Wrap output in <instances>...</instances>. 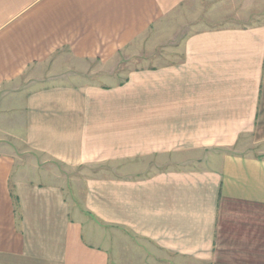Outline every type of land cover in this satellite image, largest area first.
Instances as JSON below:
<instances>
[{
    "label": "crops",
    "instance_id": "crops-1",
    "mask_svg": "<svg viewBox=\"0 0 264 264\" xmlns=\"http://www.w3.org/2000/svg\"><path fill=\"white\" fill-rule=\"evenodd\" d=\"M227 1L0 0V264H204L222 201L264 205V25Z\"/></svg>",
    "mask_w": 264,
    "mask_h": 264
},
{
    "label": "rangeland",
    "instance_id": "rangeland-1",
    "mask_svg": "<svg viewBox=\"0 0 264 264\" xmlns=\"http://www.w3.org/2000/svg\"><path fill=\"white\" fill-rule=\"evenodd\" d=\"M234 0V8H231V1L228 0L229 14L224 18L232 26H247L255 24L264 25V0ZM225 16V15H224ZM223 17V16H222ZM220 17V18H222ZM223 21V22H224ZM218 19L202 16L198 22L190 20L172 22L167 31L159 33L144 34L131 48L122 51L117 55L121 60L123 71L136 65H142L146 61V55L155 42L159 45L156 51L163 54L164 47L161 43L166 41H179L187 30L194 28L216 26ZM224 24V23H219ZM226 24V23H225ZM165 34V36H164ZM175 43V42H174ZM168 43L165 44L168 50ZM180 44L173 48H179ZM172 47V46H170ZM173 53V52H172ZM169 55V54H166ZM262 142L252 138L250 142V153L264 158V148L260 150ZM253 154V155H254ZM222 201L220 205L219 223L214 238L212 257L204 264H264V205L253 203H242Z\"/></svg>",
    "mask_w": 264,
    "mask_h": 264
}]
</instances>
